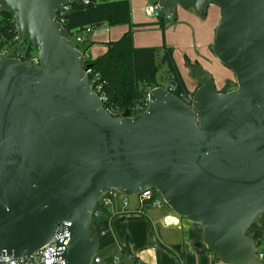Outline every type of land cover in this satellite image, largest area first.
I'll use <instances>...</instances> for the list:
<instances>
[{
	"label": "water",
	"instance_id": "obj_1",
	"mask_svg": "<svg viewBox=\"0 0 264 264\" xmlns=\"http://www.w3.org/2000/svg\"><path fill=\"white\" fill-rule=\"evenodd\" d=\"M76 1L0 0L1 13L16 14V33L39 50L37 65L0 54V256L38 252L69 222L61 258L92 264L102 195L154 189L202 229L196 248L224 264H264L248 234L258 223L264 235V0H157L168 18L178 8L204 18L210 5L220 9L212 51L237 88L218 90L188 61L199 83L190 101L157 87L144 112L122 118L107 113L85 54L57 20ZM136 263L123 253L121 264Z\"/></svg>",
	"mask_w": 264,
	"mask_h": 264
},
{
	"label": "trees",
	"instance_id": "obj_2",
	"mask_svg": "<svg viewBox=\"0 0 264 264\" xmlns=\"http://www.w3.org/2000/svg\"><path fill=\"white\" fill-rule=\"evenodd\" d=\"M77 0L72 3L63 17V26L70 35H77L87 28H97L104 23L110 27L121 25L129 26V30L116 40L106 43L107 51L95 58H86L87 65L91 66L90 80L94 90L106 97L105 106L118 107L122 111L132 109L133 106L149 94L151 89L171 84L175 87L173 92L180 98L188 101L193 94L186 86L185 80L174 58V49L163 45L160 47H141L134 45V28L139 26L132 23V11L130 0ZM162 15L158 24L165 29L166 21ZM16 14L2 13L0 22V37L6 40L15 36ZM28 44V54H31L32 46ZM71 45V44H70ZM81 45V44H80ZM83 45L82 52L85 54L94 43L87 41ZM74 47V46H73ZM79 49L78 47H76ZM80 50V49H79ZM163 70L162 78L158 75ZM162 79V80H161ZM98 86L100 89H98ZM227 82L222 91L228 92ZM145 216V215H144ZM141 217H122L123 219H136ZM194 225V224H193ZM201 229V228H200ZM202 231V230H200ZM94 233L101 239V249L117 247L118 242L111 227L109 215H104L100 221L94 222ZM253 236L260 247L264 243V235L258 223L254 224L248 232ZM196 240L202 239V233L193 234ZM172 249L180 250V245ZM205 248L199 250L204 251ZM264 251V250H262ZM129 252L127 247L123 253ZM99 256V255H98ZM101 257V256H99ZM107 264L112 263L111 258H103ZM136 264H141L138 260Z\"/></svg>",
	"mask_w": 264,
	"mask_h": 264
},
{
	"label": "crops",
	"instance_id": "obj_3",
	"mask_svg": "<svg viewBox=\"0 0 264 264\" xmlns=\"http://www.w3.org/2000/svg\"><path fill=\"white\" fill-rule=\"evenodd\" d=\"M130 3L132 6V0H130ZM147 8L145 10L146 13ZM132 14V23L139 25L135 28L133 37L134 45L141 48L160 47L165 44L173 48L175 61L190 92L193 93L199 83L197 85L196 83L198 81L191 76L190 70L187 67L188 61L200 66H202L203 62L208 61L210 67L219 70L218 65H215L213 60L211 61V58L216 60L212 47L219 18L221 16L220 11L215 5H210L208 7V14L205 18L201 17L192 9L184 10L178 8L177 16L173 21L172 18L166 16L163 18L166 21L165 29H162L158 24L160 17H156L157 19H150L148 20L150 22L147 23L140 20L141 18H136L138 14L137 10ZM150 16H154L155 18V15ZM107 26L108 24L106 23L102 24L99 27L102 28V31L100 30L94 33L92 37L94 43L103 45L92 46L85 53L86 58L95 59L103 55L107 51L106 43L118 37L121 38L125 31L127 32V30H129L127 25L117 27L109 26L108 28ZM157 27L162 31L163 40L159 39V31H156V35L154 36L145 33L148 32L146 30H156L155 28ZM92 29L95 28H91V30ZM140 30L144 32L140 33ZM85 32L87 31L85 30ZM176 36L179 37V41L173 42V37ZM87 39L89 41L90 38ZM181 41H183V43H181ZM176 44H180L183 50V58L180 57V61L177 59L178 52L177 48L174 46ZM184 72H186L185 75ZM230 79L231 78L228 76L218 78V84L216 85L217 89L222 91ZM138 208V206L134 208L131 207L130 210L135 211ZM169 211H171L169 207L167 210L163 208H146L144 210V218H115L112 221V229L118 244L131 250L133 256L141 264H224L209 251H199L203 248L195 247V243L200 240H196L193 234L198 235L199 233L192 231L191 223L189 224L188 221L181 219L179 226L167 227L164 224V219L166 217L177 219V217L172 214H166V212ZM175 245H180V250L172 249Z\"/></svg>",
	"mask_w": 264,
	"mask_h": 264
},
{
	"label": "built area",
	"instance_id": "obj_4",
	"mask_svg": "<svg viewBox=\"0 0 264 264\" xmlns=\"http://www.w3.org/2000/svg\"><path fill=\"white\" fill-rule=\"evenodd\" d=\"M87 2L88 1L85 0V3ZM69 7L70 6L58 12L57 20L62 25H63V17L66 14V12L69 10ZM147 13L150 15H155L156 17L162 16V13L160 12L157 6L155 7L149 6L147 8ZM1 14L2 13L0 12V22H1ZM86 31L89 33L91 31V28H87ZM71 36L72 35L69 34V39ZM26 41L28 40L24 39L17 33H15L13 39H9V40H6V38L4 37H0V54L8 58L17 59L19 61H26L36 65L39 64L38 55H34L32 53V50L35 47L31 45L32 50H31V54L29 55L27 50L28 44ZM87 41H88L87 36H82V35L77 36V43L82 45L85 44ZM25 45H27V48H25ZM90 73H91V68L87 70V74L89 75ZM159 87H164L171 93H173L176 90L175 87L171 84L169 85L167 84L166 87L165 86H159ZM98 89H100L99 86ZM148 96L149 94H147L146 97H144L143 99H140L133 106V108L130 109L132 117H135L136 115L146 110L149 103ZM99 97L105 106V102L107 100L106 97L100 95ZM190 100H191V96L189 97L188 101ZM105 109L111 117L122 118V114L124 113V111L120 110V108L118 107L108 106L107 108L105 106ZM136 196L138 197L137 206L139 208L136 209L135 211H131L130 210L131 203L129 197L123 195L122 193L114 189L107 191L102 195V197L97 202V205L93 211V221L98 222L104 217V215L107 214L109 215V219H111V227H112V221L117 217L118 218L141 217L145 215L144 210L146 208H155V209L163 208V201L160 199L161 198L160 195L154 189L146 190ZM177 219H174L172 217H166L164 219V224L167 227L179 226L180 220L178 219L179 220L178 221ZM70 226L71 223L69 222H63L59 224L55 229L52 240L48 244H46L40 251L25 257H18V258H14V255H12L11 257L0 256V264H65L64 260L60 256L61 251L60 248L58 247V244L66 242L67 239H69L70 233L68 229ZM258 248H257V257L261 261H264V251L259 250ZM123 249L124 246H122L121 244L117 245L118 252L116 255L113 256L112 264H121ZM102 262H104L103 259L97 255L93 258L92 264H100Z\"/></svg>",
	"mask_w": 264,
	"mask_h": 264
},
{
	"label": "rangeland",
	"instance_id": "obj_5",
	"mask_svg": "<svg viewBox=\"0 0 264 264\" xmlns=\"http://www.w3.org/2000/svg\"><path fill=\"white\" fill-rule=\"evenodd\" d=\"M156 1L157 0H132V6H131V11H132V13L133 12H135L136 10L138 11V14H137V16H136V18H141L140 20H143L144 22H147V23H149L150 21H148V20H150V19H157L156 18V16H155V18H154V16H150V15H148L147 13H146V8L148 7V6H157L156 5ZM217 7V6H216ZM217 9L220 11V9L217 7ZM220 14H221V11H220ZM133 15V14H132ZM166 17H168V16H166ZM170 18H172V21L174 20V17H170ZM220 19V18H219ZM152 22H156V21H152ZM153 24H155V23H153ZM153 24H151V25H153ZM109 26H107V28H108ZM161 27V26H160ZM128 28H129V26H128ZM136 28V27H135ZM135 28H134V31H133V35H134V33H135ZM102 28H95V29H92L91 30V32L90 33H87V32H81L80 34H78V35H72L71 37H70V44L72 45V46H74V47H78L81 51H82V49H83V45H80L79 43H77V36H79V35H82V36H87V38H90L89 39V42L90 43H92L94 40L92 39V37H93V35H94V33H97L98 31H100ZM156 30H154V29H152V30H146V31H148V32H145V33H149V35L150 36H154V35H156V31H159V35H160V40H163L162 38V31H161V29L160 28H155ZM102 31V30H101ZM128 31V30H127ZM126 32V31H125ZM144 31L143 30H140V33H143ZM141 35V34H140ZM118 39H120V37H118V38H116V39H114L113 41H116V40H118ZM179 41V37H173V42H178ZM162 42V41H161ZM94 43V42H93ZM181 43H183V41H181ZM95 45H103V44H96V43H94V45L93 46H95ZM99 46H97V47H99ZM176 48H177V59L180 61V57L181 58H183V50H182V48H181V45L180 44H176V45H174ZM25 48H27V45H25ZM38 52H39V50H38V48H34L33 50H32V53L34 54V55H38ZM215 57V56H214ZM204 60H206V59H204ZM213 60V63H215V65H218V67H219V70H217V69H214V67L212 68V67H210V65H209V63H208V61H205V62H203L202 63V66L201 67H203L206 71H208L209 73H211L212 75H213V77H214V79L216 80V85L218 84V78H221L222 76H228L229 78H231L230 80H229V86H228V91H231V90H235L236 88H237V83H236V78H235V75H234V73L231 71V70H229L228 68H226L224 65H222L217 59L215 60L214 58L212 59L211 58V61ZM214 61H217V62H214ZM188 63V62H187ZM192 63V62H191ZM217 63V64H216ZM192 64H194V63H192ZM183 69L185 70V68L183 67ZM163 70L162 71H160V73H159V75H158V77H159V79L160 78H162V75H163ZM185 73L186 72H184V75H185ZM162 80V79H161ZM197 85H198V82L196 83ZM152 90V89H151ZM162 201H163V209L164 210H167V208H168V205L165 203V201L162 199V198H160ZM129 200H130V203H131V206H130V208L132 207V208H134V207H136L137 205H138V203H137V201H138V197L135 195V196H131V197H129ZM166 214H172V215H174V216H176L179 220H181L182 218H180V217H178L174 212H171V211H169V212H166ZM190 224V223H189ZM191 225V227H192V231H194V232H196V233H199V232H201L202 233V231H200V230H202V229H200V227H198V226H196V225H193V224H190ZM117 247H108V248H102L100 251H99V253H98V255L99 256H101V257H103V258H111L112 256H114V255H116L117 254V249H116ZM259 250H264V243L258 248ZM103 264H106V262L104 261V263Z\"/></svg>",
	"mask_w": 264,
	"mask_h": 264
}]
</instances>
